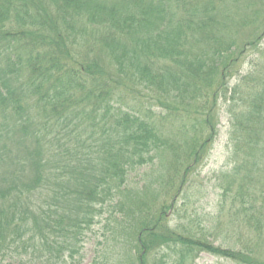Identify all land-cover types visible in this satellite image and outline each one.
Listing matches in <instances>:
<instances>
[{"label":"trees","instance_id":"obj_1","mask_svg":"<svg viewBox=\"0 0 264 264\" xmlns=\"http://www.w3.org/2000/svg\"><path fill=\"white\" fill-rule=\"evenodd\" d=\"M221 110L229 168L209 217L189 203L188 174ZM0 130L29 168L22 189L0 185L5 252L28 236L72 256L112 220L120 256L91 264H264V0H0Z\"/></svg>","mask_w":264,"mask_h":264},{"label":"rangeland","instance_id":"obj_2","mask_svg":"<svg viewBox=\"0 0 264 264\" xmlns=\"http://www.w3.org/2000/svg\"><path fill=\"white\" fill-rule=\"evenodd\" d=\"M256 54L249 56L248 62L243 66L242 71L249 69V61L255 57ZM219 134L215 138L213 145L207 152L208 155L204 159L203 165H200L195 173L190 172L188 175L191 180L188 179V187L190 193L188 194V200L191 205L197 204L195 207L199 213L208 215L209 217L216 216L217 210L220 212L218 204V177L221 171L229 168L228 158L230 153V144L228 143V118L224 111L221 110L218 115ZM9 139L6 138L5 132L0 130V149L4 148L7 155L4 157V169L0 172V185H3L4 178L6 180V188L10 186H16L18 189H22L24 182L25 171L29 170L27 163L24 161V154L21 148L16 144L17 138L9 133ZM10 158L12 163L10 165ZM158 160L155 161L154 167L149 166L128 175L127 186L129 188H137L144 186V181L152 177V169H155L158 165ZM169 174V172H168ZM167 174V176H168ZM166 176V177H167ZM217 179V180H216ZM165 181V180H164ZM137 186V187H136ZM168 198V197H167ZM49 201V200H48ZM40 207L47 210L45 207V197L39 200ZM177 205H182V201L177 199ZM190 209V208H189ZM164 212V210H163ZM168 211H166L167 213ZM218 216V215H217ZM167 217L171 216V212L167 213ZM30 218L29 215H22L20 224ZM221 222V221H220ZM19 223V221H18ZM53 225V223H50ZM108 225L111 228H108ZM116 224L114 221H102L97 223L90 231H84V235L80 238L79 243H75V246H79L78 254L69 255L66 252L63 257L57 256L55 252L48 253L42 249L43 239H35L29 241H35L39 243V246L33 247L28 245L25 241L28 240V236H24V246L19 244V248L16 251L5 252V248H0V259L3 258L6 263L11 264H91L94 260H97L102 254L107 257L120 256L121 243H116L113 235V227ZM22 230V229H20ZM45 235L48 233V229L44 230ZM236 240L234 235H230L227 241L233 243ZM48 242L52 241L51 237H48ZM232 246V245H231ZM4 254V256H2ZM109 262H113V259L109 258ZM192 264H235L232 261L218 259L208 254H200L198 258Z\"/></svg>","mask_w":264,"mask_h":264}]
</instances>
